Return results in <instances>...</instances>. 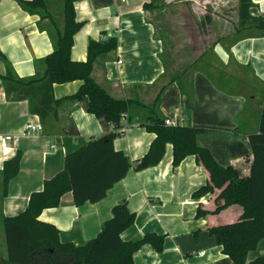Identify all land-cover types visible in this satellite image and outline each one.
<instances>
[{"label":"crops","instance_id":"1","mask_svg":"<svg viewBox=\"0 0 264 264\" xmlns=\"http://www.w3.org/2000/svg\"><path fill=\"white\" fill-rule=\"evenodd\" d=\"M235 1L237 12L238 0ZM150 2L154 0L76 1V20L84 26L74 36L71 59L86 61L90 40L116 38L117 50L95 61L93 79L116 99H134L148 106L159 95L158 110L163 118L177 126L200 129L196 136L199 146L206 148L220 165L234 167L241 177L249 176L252 152L248 137L258 131L264 97V36L251 37L254 41L243 45L241 40L250 34L241 36L248 31L239 35V41H227L237 36L221 35L203 54L214 59L215 73L194 71L188 76L190 84L184 86L183 81L168 77L163 39L157 36L153 19L158 9L147 8ZM187 2L177 0L170 7L178 8L182 3L187 6ZM252 2L251 14L264 16V0ZM210 3L218 8L211 1L205 6L208 8ZM47 7L62 28V0H47ZM52 27L51 20L27 13L14 0H0V53L19 78L42 75L41 61L53 51ZM217 63L222 67L220 71L214 67ZM6 66L0 59V75L5 74ZM81 84L73 81L54 85L55 100L75 94ZM146 118L144 109L132 108L123 118V133L114 141L115 150L125 152L134 164L155 139L141 126ZM27 123L40 124L42 131L25 133ZM112 130L111 123L88 112L87 98L53 105L41 119L30 112L28 100H9L0 80V172L4 162L21 153L18 174L9 182L5 195L0 191V262L8 257L1 229L4 218L24 212L31 194L42 191L44 182L64 169L69 154ZM172 160L173 147L167 144L158 165L140 171L131 168L99 202L76 206L68 192L57 207L43 210L39 221L55 227L61 243L82 246L98 235L112 217V208L125 202L135 221L121 233L123 241H138L146 234L163 236L161 252L143 245L133 255V264H231L207 226L234 219L239 209L197 217L199 204L205 203L206 210L215 208L218 192L194 198L193 194L207 184V172L193 155L177 167L172 166ZM258 257H264V239L248 254L246 264Z\"/></svg>","mask_w":264,"mask_h":264},{"label":"trees","instance_id":"2","mask_svg":"<svg viewBox=\"0 0 264 264\" xmlns=\"http://www.w3.org/2000/svg\"><path fill=\"white\" fill-rule=\"evenodd\" d=\"M14 1L27 13L39 15L41 20H51L53 51L41 61L42 75L29 79L19 78L0 53V59L7 65L5 74L0 75L6 97L12 101L28 100L30 112L41 119L53 105L87 98L88 112L99 120L111 123L113 130L107 135L91 139L85 146L69 154L64 169L45 181L42 191L31 194L24 212L4 218L8 257L0 264H133V255L143 245H150L156 252H161L163 236L146 234L138 241L121 239V233L135 221V215L129 212L125 202L112 208V217L105 221L98 235L82 246L61 243L58 230L39 221V216L43 210L57 207L61 197L68 192L72 193L76 206L99 202L115 184L125 178L131 168L140 171L158 165L167 144L173 147V167L193 155L207 172L209 180L193 194L194 198L218 192L214 200L215 208L206 210L203 208L205 203H201L197 217L219 216L229 209H239L240 213L234 219L209 224L207 231L222 247L223 254L230 258L231 264H246L248 254L255 251L264 239V97L258 131L248 137L252 152L250 175L241 177L234 167L220 165L206 148L197 144L196 136L200 129L187 125L166 126L165 118L158 110L159 95L148 106L134 99H116L93 79L95 61L117 50L116 38L90 40L86 61L71 59L74 36L84 26L76 20L74 3L79 0H62V28L53 20L47 0ZM153 6V2L146 5L147 8ZM252 7V0H238L237 25L233 37L245 31L258 32L264 36V16L252 15ZM205 20L202 28L211 23L209 16ZM183 75L184 72L175 76V79L181 83ZM73 81H81L78 91L55 100L53 86ZM188 89L193 92L192 87ZM183 93L186 94L184 90ZM132 108H142L147 112L145 123L141 126L155 135L146 154L135 164L125 152L114 148V141L124 130L123 117L129 115ZM131 121L132 117L129 116L128 122ZM20 161L21 153L18 152L4 162L0 172V191L3 195L7 193L9 182L18 174ZM248 264H264V257H258Z\"/></svg>","mask_w":264,"mask_h":264},{"label":"rangeland","instance_id":"3","mask_svg":"<svg viewBox=\"0 0 264 264\" xmlns=\"http://www.w3.org/2000/svg\"><path fill=\"white\" fill-rule=\"evenodd\" d=\"M177 0H154V6L151 9H158L155 15L154 21L157 23V36L163 39V57L166 67L169 70L168 77L172 78L178 74L184 72V75L188 77L192 72L198 71L210 73L212 72V64L214 59L202 56L208 47L211 49L213 43L218 41L221 35H233L237 25V12L235 0H189L187 6L184 3L180 7H170L176 4ZM216 3L218 8H213L210 3L205 6V3ZM211 18V23L206 24V28H202V23L205 24V17ZM213 27V31L211 30ZM241 40L245 44L252 43L254 39L251 37H261L254 31H248L241 37L249 35ZM252 35V36H251ZM239 36L235 38H227V41L238 40ZM220 40V39H219ZM222 40V38H221ZM226 41V39L222 40ZM237 41V42H238ZM231 46L226 47L229 51ZM220 48L222 51L223 49ZM225 50V49H224ZM225 53V52H224ZM205 55V54H204ZM253 56V55H252ZM222 59V57L219 55ZM214 67L216 70H221V66L217 63ZM170 73V74H169ZM215 76V75H214ZM183 83L186 86L190 84V78L182 76ZM168 79V78H167ZM152 105V103L150 104ZM1 229L4 228L1 227ZM6 248L3 249L5 253ZM6 258V256H5Z\"/></svg>","mask_w":264,"mask_h":264},{"label":"built area","instance_id":"4","mask_svg":"<svg viewBox=\"0 0 264 264\" xmlns=\"http://www.w3.org/2000/svg\"><path fill=\"white\" fill-rule=\"evenodd\" d=\"M165 125L168 126V127H176L177 126L176 123L174 121H171L170 119H165ZM24 131L27 134H29V133H39V132L42 131V126L40 124L34 125V124H31V123H27L25 125V127H24Z\"/></svg>","mask_w":264,"mask_h":264}]
</instances>
